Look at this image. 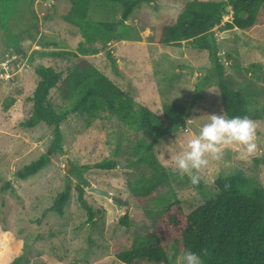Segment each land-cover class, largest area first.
<instances>
[{
    "label": "rangeland",
    "instance_id": "obj_1",
    "mask_svg": "<svg viewBox=\"0 0 264 264\" xmlns=\"http://www.w3.org/2000/svg\"><path fill=\"white\" fill-rule=\"evenodd\" d=\"M188 1L195 0L144 3L120 26L122 6L95 0L84 28L69 21L70 0L12 3L9 31L0 29V191L7 182L11 183L10 188L0 192V264H16L17 260V264H124L116 253L150 234L171 203L180 200L184 213L189 214L213 196L192 186L187 176L174 172L168 160L170 153L163 147L178 138L176 131L180 132L186 121L147 153L141 146L153 139L148 131L135 132L115 117L102 120L89 113L71 115L61 125L63 157L69 163H64L63 157L56 158L33 177H17L24 166L46 151L53 133V127L46 123L32 129L21 126L33 112L31 97L40 81L36 72L39 65L66 77L80 59H87L126 94L152 110L164 129L169 125L164 107L171 103L184 105L187 118H197L194 128L205 122L202 116L223 113L216 81L197 96V85L211 68L208 52L190 42L173 47L152 40L156 29L170 25ZM232 18V9L228 8L223 24L214 31L225 75L245 95L250 118L257 122V151L250 157H240L241 149L230 147L220 161L210 162L200 183L208 189L220 177L241 175L264 189V24L250 31L225 30L224 23ZM103 22L120 27L117 32L103 30L110 40H101L104 50L99 54H53L76 51L78 44L86 40L85 30L93 34ZM17 46L25 58L17 52ZM252 64L263 66L249 68ZM47 105L59 112L69 102L54 88ZM177 150L179 145L174 143L171 151ZM152 157L168 173L154 189L150 183L155 180V168L149 162ZM106 160L118 161L117 167L84 172L86 184L71 174L75 168ZM68 180L71 194L65 214L49 211ZM78 184L85 187V199L96 211L94 225L78 201ZM92 186L128 204L91 192ZM123 217L127 223L122 222ZM182 253L172 250L170 262L165 264H175Z\"/></svg>",
    "mask_w": 264,
    "mask_h": 264
},
{
    "label": "trees",
    "instance_id": "obj_2",
    "mask_svg": "<svg viewBox=\"0 0 264 264\" xmlns=\"http://www.w3.org/2000/svg\"><path fill=\"white\" fill-rule=\"evenodd\" d=\"M14 1L0 0V29L5 33L9 31L11 5ZM70 1L72 10L69 21L84 28L89 18L91 3L95 0ZM102 1L122 6V26L138 7L155 0ZM228 8L232 9L233 18L224 23L225 30L250 31L256 25L264 24V0H195L185 2L182 13L170 25L158 27L152 40L154 43L173 47L190 42L199 50L207 51L211 68L209 74L197 85V96L201 95L205 87L216 81L221 95L222 111L229 117H250L249 101L226 77L219 56L214 29L223 24L228 15ZM100 26L101 28H94L93 34L85 30L86 40L78 44L76 51H56L53 54H99L104 50L100 47V44L103 45L101 40H110L103 30L117 32L120 27L116 23L106 22ZM16 50L25 58L26 55L20 47L17 46ZM109 57L116 68L111 54ZM256 66L263 65L252 64L249 68ZM36 72L40 81L31 97L33 112L21 126L32 129L40 123H46L53 127V133L46 151L17 173V177L22 180L37 175L49 166L53 159L65 155L61 125L71 115L89 113L102 120L115 117L122 125L135 132L146 130L153 135L148 145L141 146L147 153L153 151L162 137L175 132L188 117L184 105H165V119L169 121V125L165 129L160 127L152 110L135 101L85 58L80 59L66 77L44 65H39ZM54 88H58L63 98L69 102V106L59 112L47 105ZM149 162L155 168V180H150L151 188L154 189L164 182L168 173L165 166L155 157ZM117 165L116 160H106L75 168L71 174H76L82 184H86V179L82 177L84 172L93 169L110 171ZM225 184L230 187L226 189ZM10 187L11 183L7 182L0 192L3 193ZM195 187L213 196L189 214L184 213L181 201L175 200L160 216L153 231L137 240L130 248L117 252V259L124 264H165L170 262L172 250H191L201 254L203 264H264V189L255 187L241 175L220 177L208 189L201 183ZM75 190L80 205L87 212L88 221L94 225L96 211L85 199V187L78 184ZM70 194L71 184L68 180L65 189L57 195L49 211L64 215ZM122 222L127 223V218L123 217ZM204 249H207V255L203 254ZM15 262L17 264L18 260Z\"/></svg>",
    "mask_w": 264,
    "mask_h": 264
},
{
    "label": "clouds",
    "instance_id": "obj_3",
    "mask_svg": "<svg viewBox=\"0 0 264 264\" xmlns=\"http://www.w3.org/2000/svg\"><path fill=\"white\" fill-rule=\"evenodd\" d=\"M202 117L205 122L198 128L193 127L197 118H186V126L176 131L178 138L171 145H163L170 153L168 160L172 170L182 177L187 176L192 186L200 184L210 162L220 161L230 147L238 146L240 157H250L257 151V122L250 117H229L226 112ZM174 143L179 145V150L173 152ZM228 187L230 185L225 184V188ZM203 254L207 255V249ZM175 264H203V260L200 253L188 250L176 258Z\"/></svg>",
    "mask_w": 264,
    "mask_h": 264
},
{
    "label": "water",
    "instance_id": "obj_4",
    "mask_svg": "<svg viewBox=\"0 0 264 264\" xmlns=\"http://www.w3.org/2000/svg\"><path fill=\"white\" fill-rule=\"evenodd\" d=\"M222 56V55H220ZM63 161L64 163H69V160L66 158V157H63ZM91 192H94L98 195H101V196H105V197H108V198H111L113 201L121 204V205H127L128 203L123 201L121 198L119 197H116L114 195H112L111 193L107 192V191H104V190H101V189H98L97 187L95 186H92L90 187L89 189Z\"/></svg>",
    "mask_w": 264,
    "mask_h": 264
}]
</instances>
